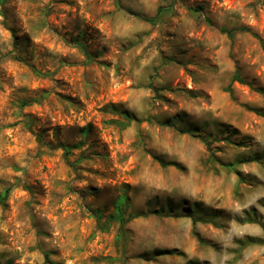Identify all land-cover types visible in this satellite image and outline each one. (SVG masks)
<instances>
[{"label":"rangeland","instance_id":"374dc122","mask_svg":"<svg viewBox=\"0 0 264 264\" xmlns=\"http://www.w3.org/2000/svg\"><path fill=\"white\" fill-rule=\"evenodd\" d=\"M8 189L0 264H264V0H0Z\"/></svg>","mask_w":264,"mask_h":264},{"label":"trees","instance_id":"16d2710c","mask_svg":"<svg viewBox=\"0 0 264 264\" xmlns=\"http://www.w3.org/2000/svg\"><path fill=\"white\" fill-rule=\"evenodd\" d=\"M239 30H245V29H239ZM235 31L236 30L223 29V32L227 33L230 38H232L234 36ZM236 79L242 82V79H240L238 76L236 77ZM229 92L231 93L230 89H229ZM182 132H185V131H182ZM245 162H249V161H243V163H245ZM9 192H10V190L8 189L5 191V193L3 195L0 194V203H3L7 199ZM46 262H50V261L48 259H46ZM187 264H198V263L190 261Z\"/></svg>","mask_w":264,"mask_h":264}]
</instances>
